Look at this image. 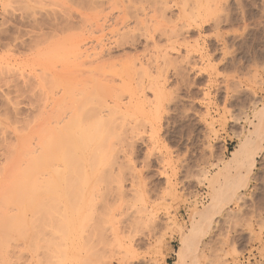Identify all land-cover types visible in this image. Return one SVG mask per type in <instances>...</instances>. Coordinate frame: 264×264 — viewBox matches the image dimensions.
I'll return each mask as SVG.
<instances>
[{"label": "rangeland", "instance_id": "rangeland-1", "mask_svg": "<svg viewBox=\"0 0 264 264\" xmlns=\"http://www.w3.org/2000/svg\"><path fill=\"white\" fill-rule=\"evenodd\" d=\"M149 1L0 0V176H3L0 177V185L5 186L12 179L18 165L14 172L11 171L13 168L9 160L11 157L14 160L16 153L25 147L29 154L23 150V155L20 152V156H23L21 160L16 156L18 162L11 161L14 164L22 161L17 169L25 168L29 172L28 167H32L31 170H34L36 162L30 160L28 166L26 158L29 159V156L25 157V154L32 155L36 149L37 154L42 142L39 139L44 133L63 126L65 121L66 126L71 124L70 120L77 113L75 110L73 112V106L77 111L79 109L81 116H85L83 123L92 120L94 114H101L102 118H106L103 119L104 124L107 122L108 126L105 129L108 142L104 141V146H97L95 141L88 160L90 162L84 161L82 167L74 169L82 176V168H87L89 174L95 171L96 175H92L87 187L92 185L99 189L91 187L94 191H89L93 193L91 198L86 196L91 204L87 201L88 205L84 206V213L81 214L86 215L88 219L85 218L84 222H88L87 226L92 229H88L85 223L82 226L85 227V237L83 234L82 237L86 245L84 250L87 251H79L80 262L76 260L79 254L74 252L77 245H74V250L71 247L73 240L69 242L77 229L81 233L83 228H79V225L72 227L69 222V225L64 224L71 230L72 236L69 234L68 241L65 239L68 235L61 231L65 226L60 218H64L65 214L69 218L75 206L70 211L67 207L76 201V195L78 202L75 205L81 207V195L72 190L80 191L84 186L80 185L83 184L80 182L81 176L68 165L76 173V180L70 183H75L74 188L68 187L72 195L71 198L68 195L71 201H67L71 203L68 202V205L62 201L68 199V191L59 202L67 204L65 214V206L64 209L61 207V213L55 209L60 214L54 210L46 213L42 209L40 213L37 209H26V221H21H25L29 228L22 224L23 229L30 230H26L29 234L26 235L27 240L20 227L23 222H15L18 220L17 212L12 208L4 211L8 212L6 214L10 218L15 212L10 221L6 215L9 226L4 222V234L0 232V236L3 234L1 237L5 238V232L9 234L6 237H10L5 243V239L0 238V243H4L3 247L0 244V249L3 248L0 257L6 263L10 261L7 264H62L65 259L66 264H83L85 261L86 264H102V261L104 264L178 262V253L183 244L182 233L191 234L195 221H198L195 212L210 202L209 187L203 181L204 174H215L230 158L248 132V121L254 119V109L261 107L264 101V0ZM158 28L162 33L165 29L168 36L161 31L156 32ZM156 62L161 68H157ZM141 66H146L144 68L147 70L150 68L148 71L155 79L160 76L158 81L149 76L158 82L156 85L159 84V91L160 88L162 91L163 102L157 110L151 107L155 90L151 89L152 84L149 86L150 79H145L143 85L139 79L144 71ZM156 69H159L158 73L160 69L163 71L162 76L156 73ZM66 83L72 87L68 88ZM139 100L145 103L143 110L136 105ZM69 108L70 111L67 110ZM53 112L62 116L59 114V118ZM88 117L89 120L86 119ZM57 119L61 122L56 123ZM10 146L14 149L17 147V152ZM12 152L16 155L12 156ZM101 170H107V178L99 177L103 173L105 175V171ZM66 171L64 169L62 172ZM16 173L14 176H17ZM5 178L8 182H5ZM100 178L102 183L99 182ZM1 186L0 190L6 191ZM99 192L104 195L103 198L107 195L104 202H100L102 194ZM73 193L76 195L73 196ZM3 194L0 199L4 198ZM239 194L241 197L224 208L223 213L215 218L212 229L201 239L197 264H264V219H261L260 212V205L264 202V151L257 158L248 187L241 189ZM97 201L100 205H95ZM55 215L60 219L56 221L60 223L58 226H52ZM6 216H0V219ZM100 217L101 220L106 218L104 222ZM236 217L244 218L245 223L240 225L239 221H235L229 233V219L235 220ZM5 219L0 220V224ZM36 224L42 225L37 227ZM11 225H14L13 230L7 231ZM40 227L44 230L41 228L43 231H40ZM89 230H94V234L91 232L89 235ZM52 232L59 234L52 236ZM64 234L65 240L61 239ZM31 236L39 245H29V240L34 239ZM76 236H73L74 240ZM106 241L108 243L105 244ZM57 242L60 245L65 242L69 252L63 249L66 244L59 248ZM6 243L8 247H5ZM37 246L41 247V257L40 252L35 254ZM54 249L67 252V257L64 253V258L62 253L61 259V255H57L60 252ZM107 249L112 250L108 252ZM5 250L8 251L6 255ZM84 253L86 256H83ZM56 256L59 263L55 260ZM69 256L72 260L67 259ZM83 258L86 259L82 262L80 259ZM188 261L191 262L190 259Z\"/></svg>", "mask_w": 264, "mask_h": 264}, {"label": "bare ground", "instance_id": "bare-ground-1", "mask_svg": "<svg viewBox=\"0 0 264 264\" xmlns=\"http://www.w3.org/2000/svg\"><path fill=\"white\" fill-rule=\"evenodd\" d=\"M133 1V0H132ZM135 1H137V0H135ZM152 1V0H151ZM151 1H149V2H151ZM131 2V1H130ZM155 2V1H154ZM156 3H154V5H155ZM152 5V4H151ZM157 5V4H156ZM152 7V6H151ZM164 7V6H163ZM165 7H166V5H165ZM157 9H158V7H156ZM153 9V8H152ZM155 9V8H154ZM164 10H165V8H163ZM144 10V9H143ZM142 10V11H143ZM159 10V9H158ZM136 11V10H135ZM163 10H161L160 12H162ZM134 14H135V12H134ZM162 28V27H161ZM154 30V29H153ZM160 32L161 31V33H162V30L160 29V28H158L157 30H156V32ZM164 32L162 33L163 35H167V34H165L166 32V30L164 29L163 30ZM150 32H151V30H150ZM154 32V31H153ZM148 34V33H147ZM154 34H155V32H154ZM157 34V33H156ZM150 35V34H149ZM148 35V36H149ZM161 35V34H160ZM150 36H152V35H150ZM168 36V35H167ZM163 37H165V36H163ZM150 38V37H149ZM153 38V37H152ZM169 39V38H168ZM171 39V38H170ZM151 41H152V39H151ZM156 41V40H155ZM169 42H172V41H169ZM154 44H156V43H154ZM132 63V62H131ZM130 64V63H129ZM128 64V65H129ZM132 65H133V63H132ZM156 66H157V68H161L160 67V65H158V62H156V64H155ZM153 66L154 68L156 67V66ZM147 66H149V64L147 65ZM150 66H152L151 64H150ZM133 67H134V65H133ZM143 67V69H144V71L146 70V71H148L150 68H148V70H147V68L145 69L144 67H146V66H141V68ZM130 68V67H129ZM151 69H152V67H151ZM130 70V69H129ZM135 70H136V68H135ZM139 70V69H138ZM159 69H156V73L157 74H161V76H162V73H163V71L160 69V72L158 73L157 71H158ZM132 71V70H131ZM139 71H141V70H139ZM139 71H137V72H139ZM142 72L143 74H141L140 73V75L142 76H140L139 74H137V75H139V79L140 80H142V85L146 82V80L145 79H150V77H152L151 76V74L152 73H149V71L148 72ZM152 71V70H151ZM150 71V72H151ZM161 71H162V73H161ZM130 72V71H129ZM133 72H135L134 71V69H133ZM147 75H146V74ZM134 74H136V73H134ZM148 74H150V75H148ZM147 76V77H146ZM150 76V77H149ZM154 76V75H153ZM131 77V76H130ZM158 77H160V76H158ZM158 77H157V79H155L156 77H152V78H154V80H156V81H158ZM128 78V77H127ZM142 78V79H141ZM165 78V77H164ZM128 79H131V78H128ZM132 80V79H131ZM138 80V79H137ZM153 79H150L149 81H148V83H149V86L152 84V86L151 87H153V88H151V89H154L155 90V93H154V97H155V99H154V102H152L151 103V107H153L154 109H158V108H160L161 107V105H162V102H163V99H162V96H161V88H160V91H159V88H158V85H156V83H158V82H154V80L152 81ZM164 80H166V79H164ZM138 82H140V81H138ZM154 83H155V85H154ZM68 83H66V85H67ZM147 84V83H146ZM74 86V85H73ZM160 86V85H159ZM67 87L68 88H70V87H72V86H68L67 85ZM145 87V86H144ZM139 88H142V87H140L139 86ZM149 88V87H148ZM65 89H67V88H65ZM143 89V88H142ZM138 90H140V89H138ZM143 94H144V92H142ZM143 97H145V96H143ZM132 98V97H131ZM252 98V97H251ZM254 98V97H253ZM133 99V98H132ZM137 99V98H136ZM140 102H138L136 105L137 106H139L140 108H141V110H143V107L145 108V103H144V101H141V100H139ZM258 101V100H257ZM130 102H131V100H130ZM129 102V103H130ZM140 103V104H139ZM132 103H130V105H131ZM132 105H134V104H132ZM118 106V105H117ZM122 106V105H121ZM120 106V107H121ZM148 106V105H147ZM253 106H255V105H253ZM96 107V106H95ZM73 108H75V109H73ZM73 108H71V110L73 109V112H74V110H75V112H77V113H73L72 112V115L74 116V118H73V116L71 117V118H73V119H71L70 121L72 122H70L71 124H69L68 122H67V124H69L68 126H66V124H65V122H64V124H63V126H60V127H55V129H53V131H49V132H46V133H48V134H46V133H44V135H43V137H40L41 139H39V140H42V142H41V145H40V147H39V145H37V147H39L40 148V150H38V152H37V154H36V151H37V149H36V151H33V154L32 155H27V154H25V157H27V156H29V159H27L26 158V162H28L27 164H28V166H30L29 165V162H31L30 160H32V162L33 163H35V165H36V167H34L33 169L34 170H31V168L32 167H28V169H30V171L28 172V170H25V168L24 169H22V167H21V169L22 170H20V168L19 169H17L18 167H20L21 165H20V163L22 162V161H19V163L18 164H16L17 162H18V160H21V158H23V156H20V152H21V155H23L22 153H24L23 152V150H25V152H27L26 151V147L24 148V149H22V151H18L19 153H16V154H14V155H16L17 157H18V160H17V157L15 156V159L14 160H16L17 162H15V164H14V162H12V161H14L13 160V158L14 157H11V159H12V161H11V159L9 160L10 161V163H12V165H11V167L13 168V169H11V171H15V168L17 167L16 165H18V167L16 168V171H17V173L15 174V175H17V176H14V173L16 172H11V174L13 173V177H12V179L10 180V176H8V177H10L9 178V180H10V182L12 181V183H6V185L4 186L3 184H1L2 186H3V188H6V191H4L3 190V192L0 190V194H1V192H2V194L4 193V192H6V193H4L3 194V196H4V198H1L0 199V216H9V214H6V213H8V212H4V211H8L10 208H12L14 211H16L17 213L15 214V215H17V221H15V222H23V221H21V220H23L24 219V216L27 214V212H26V214H24V212L25 211H27L26 209H37V210H39V211H41L40 213H42V211L44 210V211H46V213L48 212V211H50V212H52L53 210L55 211V213H57V211L56 210H58V212H60V210L62 211V209H64V206H65V210H63V211H65L64 212V214L67 212L66 211V205L68 204V202L69 201H71L70 199H69V197H68V195L70 196V198H71V193L72 192H69V190L70 189H68V187L69 188H71V186H72V188H74V185H75V183H74V185H70V183L71 184H73V181H75L76 179V177L74 176V174H76L77 172H76V170H74V169H76V168H79V167H82V165H83V163L82 162H84V161H87V163L88 162H90V161H88V160H90L89 158H91V156H90V152H91V149L94 147L93 146V144H95L94 142L96 141L97 143V146L99 145V146H104L103 144V142L104 141H107V136L106 135H108L107 134V132H106V128L108 127L107 125H106V123L104 124V120H106V118L104 119V118H102V115L100 114V111L102 110L101 109V106H100V111L98 110V113L101 115H99L98 116V114H94V112H93V114H94V116L92 117L91 115H89V117H92V120H89L90 118L88 117V118H86V119H88L89 121H86L85 123H87V122H90V124L89 125H86L85 123H83V119H84V117L85 116H81V112L79 113L78 111H79V109H78V111H77V109H76V107L75 106H73ZM103 108V107H102ZM137 108V107H136ZM139 108V109H140ZM95 109V110H96ZM120 109V108H119ZM150 109H152V108H150ZM67 110H69L70 111V108L69 109H67ZM97 110L95 111V113H97ZM54 111H56V110H54ZM115 111H117V110H115ZM56 112H58V111H56ZM54 113V115L55 116H58L59 114L62 116V114L61 113H63V111H59V112H61V113ZM64 112H65V110H64ZM112 112V111H111ZM110 112V113H111ZM50 113H51V111H50ZM53 113H52V115H53ZM68 113V112H67ZM71 114V113H70ZM113 114L114 115H116L114 112H113ZM119 114V113H118ZM54 115L51 117V118H53L54 117ZM59 115V116H60ZM49 116H51L50 114H49ZM58 116V117H59ZM69 116V115H68ZM105 117H107V115L105 116ZM60 118V117H59ZM58 118V119H59ZM62 118V117H61ZM110 118V117H109ZM108 118V119H109ZM253 120H250V121H248V124H249V128H248V132L244 135V137H243V139H242V141L240 142V144L238 145V147L235 149V151H233L232 153H231V156H230V158L226 161V162H224L222 165H221V167H219V169H218V171L215 173V174H212V175H210V176H207L206 174H204V180L203 181H206L207 182V184H208V187H209V194H208V196H210V202L208 203V205L206 204V205H204L203 206V208H202V210H197L196 212H195V215H196V217L198 216V219H196V220H198V221H195V225H193V228H194V230H192V232H191V234L189 233L188 235L187 234H183L182 233V247L180 248V250H179V253H178V262L176 263V264H197L198 262H196L197 261V252H198V249H199V245H200V242H201V239L204 237V235H206L211 229H212V225H213V223H214V220H215V218L218 216V215H221L222 213H223V211L225 210L224 208L226 207V206H228L231 202H233L234 200H238L239 199V197H241V196H239L240 194H239V192H240V190L241 189H246L247 187H248V183H249V180H250V176H251V174H252V172H253V170H254V168H255V166H256V163H257V158L259 157V155L264 151V101H263V103H261V107H258L257 109H254V114H253ZM58 119H57V121H56V123L57 122H61V121H58ZM65 119V118H64ZM85 119V120H86ZM104 119V120H103ZM60 120V119H59ZM110 120V119H109ZM115 121V120H114ZM116 123V122H115ZM114 123V124H115ZM59 124V123H58ZM88 124V123H87ZM112 124V123H111ZM107 126V127H106ZM110 126V125H109ZM242 126V125H241ZM51 129H52V127H51ZM108 129V128H107ZM47 131V130H46ZM106 133V134H105ZM104 136H106V138H104ZM110 136V135H109ZM112 136V135H111ZM116 136V135H115ZM116 137H118V136H116ZM119 137H123V136H119ZM104 139H106V140H104ZM112 139V138H111ZM117 140V139H116ZM120 139L118 138V141H119ZM108 142V141H107ZM121 142V141H120ZM103 143V144H102ZM102 144V145H101ZM11 147V146H10ZM11 148H13V147H11ZM10 148V149H11ZM23 148V147H22ZM36 148V147H35ZM34 147H33V149H35ZM14 149V148H13ZM12 149V150H13ZM16 152H17V150H18V148L17 147H15V149H14ZM20 150H21V148H20ZM96 152V151H95ZM9 153H11L10 151H9ZM13 153L14 152H12V156H14L13 155ZM28 153V152H27ZM19 154V155H18ZM29 154V153H28ZM31 154V153H30ZM19 156H20V158H19ZM32 156V157H31ZM9 156L7 157V158H10ZM30 157H31V159H30ZM74 157H75V159H74ZM92 158H93V156H92ZM92 161V160H91ZM74 163L75 164V166L76 167H73V164L72 163ZM9 163V162H8ZM24 163H25V161H24ZM69 163V164H68ZM72 165H71V164ZM81 163H82V165H81ZM86 163V164H87ZM14 164V165H13ZM61 164L64 166H61ZM65 164L67 165V166H65ZM78 164V165H77ZM91 164V163H90ZM221 164V163H220ZM26 165V164H25ZM31 165H33V164H31ZM68 165H70L71 167H72V169H73V171L74 172H76V173H73V171H72V169H71V167H69ZM80 165V166H79ZM14 166V167H13ZM34 166V165H33ZM109 166V165H108ZM113 166V165H112ZM5 167V166H4ZM27 167V166H26ZM62 167L65 169V170H67L65 173L64 172H62L63 170H62ZM103 167V166H102ZM218 167V166H217ZM60 168V169H59ZM68 168V169H67ZM84 168H85V165H84ZM69 169H71V170H69ZM87 169V168H86ZM86 169H83L82 168V170H84V171H82L83 172V176H82V174L81 175H78V173H77V175L80 177L81 176V181L80 182H82L83 184H81L80 183V185H84V186H82V189L80 188V191L79 190H76V189H73L72 191L75 193L76 192V194H79V195H81V203H80V206L81 207H79V206H77V205H75V203H76V201L78 202V199H77V195L76 194H74L73 196H75V198H76V201H74V202H72L73 204H70V207L68 206L67 207V209L69 208V210L68 211H70V209L72 208V207H74L75 206V208H72L71 209V213H70V216H69V218H68V216H67V214H62V215H64V218H63V216H62V218H60V219H58V218H56V215H55V218H56V220H53L52 222H54L55 221V223L53 224L52 222V226H54L55 224H56V226H58V225H60V223L59 224H57V220H60V222H62V219L64 220L62 223H63V226H65V227H63L64 229L63 230H61V231H63V233L65 232L68 236H67V238H65L66 237V235L64 234V237H61V239H63V238H65L66 240L68 239V237L71 235V230H70V227L69 226H67L66 227V225H69L70 223H71V226L72 227H75L76 225H77V227H78V225H79V228L81 227V228H83L82 226L84 225V223L86 224V227H88L87 226V224H88V222H84L85 220V218H86V215H81V214H83L84 213V206L86 207V205H88V203H87V201H88V198H86V196L87 197H89V198H91V196H92V194L93 193H90V192H94L93 191V189L92 188H94L95 186H93L92 187V185H91V187H87V184L89 183V182H91L90 180H91V178L93 177L92 175H96V174H94V172L92 171V173L91 174H89L87 171H89V170H86ZM90 170H91V168H89ZM99 169V168H98ZM103 169H104V167H103ZM102 169V170H103ZM2 170V169H1ZM4 170H7L6 168L4 169ZM18 170H20L19 171V173H18ZM24 170V171H23ZM60 170V171H59ZM101 170V172H104V171H102ZM109 170V169H108ZM120 170V169H119ZM118 170V171H119ZM8 171V170H7ZM107 171V170H106ZM105 171V175H104V173L102 174V173H100V174H102V175H104V176H106V177H104V176H99V177H101L102 179H104V178H107V174H108V172H106ZM6 172V171H5ZM9 172V171H8ZM100 172V171H99ZM99 172H98V174H99ZM113 172V171H112ZM111 172V173H112ZM116 172V171H115ZM73 173V176L71 175ZM107 173V174H106ZM206 173V172H205ZM4 174V173H3ZM113 174V173H112ZM6 175V174H5ZM71 175V176H70ZM206 175V176H205ZM2 176V175H1ZM0 176V177H1ZM67 176H70V177H67ZM110 176H111V174H110ZM109 176V177H110ZM114 176V175H113ZM3 177V176H2ZM14 177L16 178L15 180H14ZM45 177V178H44ZM72 177H74V178H72ZM84 177V178H83ZM95 177V176H94ZM98 177V178H99ZM120 177V176H119ZM43 178V179H42ZM70 178H71V180H70ZM97 178V177H96ZM97 178V179H98ZM99 179L100 181V183H102V179ZM114 178V177H113ZM6 179V180H5ZM5 179H3V180H5V182H8L7 180V178H5ZM72 179H74V180H72ZM97 179H96V182H97ZM115 179V178H114ZM199 179H200V181H201V178L199 177ZM66 180H68V181H66ZM94 180H95V178H94ZM106 181H107V179H105ZM105 180H103V182L105 181ZM70 181V182H69ZM199 181V182H200ZM112 182V181H111ZM110 182V183H111ZM116 182H117V179H116ZM198 182V183H199ZM1 183V182H0ZM2 183H4V182H2ZM69 183V185H67ZM105 183V182H104ZM104 183H103V185H104ZM120 183V182H119ZM9 184V185H8ZM99 184V183H98ZM106 184V183H105ZM108 184V183H107ZM0 185V186H1ZM66 185H67V189H66ZM79 185V186H80ZM102 185V186H103ZM121 185H122V183H121ZM120 185V186H121ZM1 186V187H2ZM99 186V185H98ZM101 186V185H100ZM108 186H109V184H108ZM81 187V186H80ZM110 187V186H109ZM87 188H89L88 190H87ZM90 188H91V190H90ZM96 189H98L97 187H95ZM107 188V187H106ZM105 188V189H106ZM1 189V188H0ZM96 189H94L95 191H96ZM105 189H104V191H105ZM109 189H111V188H109ZM113 189V188H112ZM75 190V191H74ZM99 190V189H98ZM116 190V189H115ZM67 191H68V193L69 194H66L67 193ZM71 191V190H70ZM88 191V192H87ZM90 191V192H89ZM98 192V191H97ZM97 192H95L94 194H96ZM102 192V191H101ZM86 193H89L88 195L86 194ZM112 193V192H111ZM110 193V194H111ZM120 193V192H119ZM118 193V194H119ZM1 194V195H2ZM64 194H66V196L68 197V199H66V197H64L65 199H66V201L63 199V195ZM71 194V195H70ZM99 194L101 195L102 193H100L99 192ZM114 194V193H113ZM1 195H0V197H1ZM91 195V196H90ZM109 195V194H108ZM2 196V197H3ZM95 196V195H94ZM103 194H102V196H100V197H102V199H100V200H98V201H100V202H102V200H103V202H104V200H105V198L107 197V195H106V197H104L103 198ZM112 196V195H111ZM97 197V196H96ZM115 197V196H114ZM113 197V198H114ZM117 197V196H116ZM61 198L63 199L62 201H64V202H67V204L66 203H59V202H61ZM94 198V197H93ZM108 198V197H107ZM87 199V200H86ZM96 199V198H95ZM95 199H94V201L93 200H91L92 201V203L93 202H95ZM67 200H69V201H67ZM75 200V199H74ZM90 200V199H89ZM113 200V199H112ZM98 201L95 203V205L98 203ZM51 202H52V204H51ZM58 202V203H57ZM89 202V204H91L90 203V201H88ZM50 205H49V204ZM69 203H71V202H69ZM56 205V208H53V207H55L54 205ZM60 206H59V205ZM63 204V205H62ZM77 204V203H76ZM99 204V203H98ZM97 204V205H98ZM106 203H104V205H105ZM115 204V203H114ZM46 205V206H45ZM53 205V206H52ZM69 205V204H68ZM73 205V206H72ZM94 204H92V206H93ZM94 205V206H95ZM100 205V204H99ZM112 205V204H111ZM116 205V204H115ZM49 206V207H48ZM93 206V207H94ZM101 206H102V204H101ZM106 206V205H105ZM104 206V207H105ZM114 206V205H113ZM59 207V208H58ZM61 207H63L62 209H61ZM89 207H91L90 205H89ZM88 206H87V208L88 209H90ZM96 207V206H95ZM94 207V208H95ZM99 207V206H98ZM51 208V209H50ZM82 208V209H81ZM106 208V207H105ZM105 208H102V209H105ZM109 208H111L110 206H109ZM109 208H107V209H109ZM112 208H114V207H112ZM32 209H31V211H32ZM43 209V210H42ZM56 209V210H55ZM84 209V210H83ZM91 209H93L92 207H91ZM102 209H101V211H102ZM99 210V209H98ZM119 210V209H118ZM122 210V209H121ZM10 211V210H9ZM62 211V212H63ZM91 211V210H90ZM94 212H95V210H93ZM106 211V210H105ZM108 212H110L109 210H107ZM115 211H117V209L115 210ZM115 211H113V214H114V212ZM4 212V213H3ZM29 212V211H28ZM87 211H85V213H86ZM94 212H92L93 214H94ZM103 212H104V210H103ZM14 213L15 212H13V215H12V217H14ZM34 212H32V214H33ZM49 213V212H48ZM54 213V212H53ZM52 213V214H53ZM61 213V212H60ZM60 213H57V214H60ZM74 215H73V214ZM88 213V212H87ZM118 213H120V212H118ZM90 213H88V215L87 216H90L89 215ZM100 214H103V213H100ZM107 214V213H106ZM105 214V215H106ZM110 214V213H109ZM229 214V213H228ZM31 215V214H30ZM51 215V214H50ZM54 215V214H53ZM53 215H51L52 217H53ZM96 215H97V213H96ZM2 217L0 220L2 221L3 220V218L5 219V218H8V217ZM59 216V215H58ZM82 216H85V217H82ZM108 216V215H107ZM11 217V218H12ZM16 217V216H15ZM26 217H27V215H26ZM26 217H25V221H26ZM52 217H50V218H52ZM72 217V218H71ZM91 217V216H90ZM102 217H103V215H102ZM9 218H10V216H9ZM8 218V219H9ZM11 218L9 219V221L11 220ZM31 219H32V221H33V215H32V217H31ZM30 219V217H29V220H31ZM68 219H70V220H68ZM86 219H88V218H86ZM104 219H106V218H104ZM104 219L102 218V220H101V217H100V220L102 221V222H104ZM114 219V218H113ZM13 220H15V218L13 219ZM12 220V221H13ZM40 220V219H39ZM44 220V219H43ZM1 221H0V223H1ZM23 222V223H20L21 224V226L20 227H22V224H25L26 225V222ZM46 221V219L44 220V222ZM47 221H49L48 219H47ZM71 221V222H70ZM73 221V222H72ZM99 221V220H98ZM111 221V220H110ZM115 221V220H114ZM4 222H6V219L3 221V225L2 224H0V226H1V229L2 230H0V232L1 233H3L4 231H3V228L2 227H8L9 225L7 224L8 222H6L5 224H7L6 226H5V224H4ZM40 222H42L43 224H44V222L43 221H40ZM59 222V221H58ZM66 222V223H65ZM68 222H69V224H68ZM101 222V223H102ZM11 223V222H10ZM9 223V224H10ZM107 223H108V221H107ZM111 223H113V222H111ZM110 223V224H111ZM12 224V223H11ZM16 224V223H15ZM30 224V223H29ZM28 224V225H29ZM46 224H48V225H50L49 223H46ZM45 224V225H46ZM64 224H66V225H64ZM89 224H90V222H89ZM92 224V223H91ZM99 224V223H98ZM97 224V225H98ZM115 224V223H114ZM113 224V225H114ZM31 225V224H30ZM34 225V221H33V224H32V226ZM37 225V224H36ZM35 225V226H36ZM39 225L40 224H38L37 225V227H39ZM42 225V224H41ZM40 225V226H41ZM44 225V226H45ZM48 225H47V227H48ZM75 225V226H74ZM100 225V224H99ZM101 225H103V224H101ZM14 226V225H13ZM12 225L9 227V228H7L8 230L7 231H9L10 230V232H11V229H12V227H13ZM62 226V225H61ZM85 226V225H84ZM105 226V225H104ZM103 226V227H104ZM15 227H16V225H15ZM23 227H27L28 228V226L26 225V226H24L23 225ZM23 227H22V229H23ZM50 227V226H49ZM49 227H48V229H49ZM68 227H69V229H68ZM102 227V228H103ZM14 228V227H13ZM25 228L23 229V234H25V236H24V238L26 237V235L28 234L27 232H29L28 231V229H26L27 230V232H26V230H25ZM41 228H43V227H40V229ZM85 228V227H84ZM84 228L83 229H81V233L80 232H78V229H77V232H76V234L75 235H77L76 237H75V240L73 239V236H75V235H71L72 237L69 239L70 240V242L69 243H71V241L73 240V242L71 243L72 245H71V247H73V249L75 248V247H77V252H85V250L87 251V249H85L84 250V247L86 246L85 245V243H84V239H83V237H82V234L83 233H86L85 231H84ZM113 228V227H112ZM116 228V227H115ZM32 229V228H31ZM37 229V228H36ZM47 229V230H48ZM55 229V228H54ZM59 229V228H58ZM88 229H92V227L90 228V227H88ZM122 229V228H121ZM120 229V230H121ZM6 230V229H5ZM13 230V229H12ZM38 230H39V228H38ZM38 230H36V232L38 231ZM43 230H44V228H43ZM42 229L40 230V231H43ZM50 230V229H49ZM52 230V229H51ZM67 230V231H66ZM70 230V231H69ZM104 230V229H103ZM117 230V229H116ZM115 230V231H116ZM119 230V229H118ZM40 231H38V232H40ZM56 231H58L59 232V230H56ZM60 231V233H62ZM92 231H94V230H92ZM91 231V232H92ZM106 231H108V230H106ZM111 231H114V229L113 230H111ZM33 232H34V230H33ZM32 232V233H33ZM58 232H52V236L55 234V235H57V233ZM70 232V233H69ZM73 232V231H72ZM90 230L88 231V233H89V235H90ZM95 232H96V230H95ZM105 232V231H104ZM120 232V231H119ZM123 232V231H122ZM121 232V233H122ZM7 235H9L7 232H5ZM93 234H94V232H92ZM97 233V232H96ZM96 233H95V235H96ZM211 233V232H210ZM4 234V233H3ZM3 234L1 235V236H3ZM15 234V233H14ZM44 234V233H43ZM50 234V233H49ZM59 234V233H58ZM70 234V235H69ZM72 234H74V232L72 233ZM98 234V233H97ZM99 234H100V232H99ZM111 234H113L112 232H111ZM115 234V233H114ZM113 234V235H114ZM6 235V236H7ZM29 235V234H28ZM110 235V234H109ZM112 235V236H113ZM118 235V234H117ZM0 236V238H3V239H5L4 240V243L5 242H8L7 240V238H10V237H6L5 235V238L4 237H1ZM11 236V235H10ZM13 236V235H12ZM37 235H35V237H36ZM39 236H40V234H39ZM58 236V235H57ZM83 236H84V234H83ZM17 237V236H16ZM15 237V238H16ZM32 237V236H31ZM55 237V236H54ZM85 237V236H84ZM94 237H96V236H94ZM98 237V236H97ZM106 237H107V235H106ZM105 237V238H106ZM116 237V236H115ZM23 238V239H24ZM27 238V237H26ZM25 238V239H26ZM30 238V237H29ZM32 238H34V237H32ZM59 238V237H58ZM89 238H92V237H89ZM101 238V237H100ZM99 238V239H100ZM109 238H111V237H109ZM7 239V240H6ZM38 239V238H37ZM65 239H63V240H65ZM108 239V238H107ZM121 239V238H120ZM11 240H13V238H11ZM16 240H17V238H16ZM15 240V241H16ZM27 240H28V238H27ZM31 240V239H30ZM29 240V245H32V244H37L34 240H35V238L34 239H32L31 241ZM55 240V239H54ZM86 240V239H85ZM92 240V239H91ZM103 240V239H102ZM110 240V243H111V239H109ZM14 241V240H13ZM43 241V240H42ZM58 241V240H57ZM68 241V240H67ZM0 242H1V240H0ZM3 242V241H2ZM9 242H10V239H9ZM12 242V241H11ZM23 242V241H22ZM39 242V241H38ZM44 242V241H43ZM43 242H41V244H43ZM59 242V241H58ZM57 242V243H58ZM97 242V241H96ZM95 242V243H96ZM3 243V244H4ZM46 243V242H45ZM64 243V244H63ZM62 243V245H65L66 243L65 242H63ZM101 243V242H100ZM102 243H104V242H102ZM106 243H108L107 241L105 242V244ZM124 243V242H123ZM1 244V247H3L2 245V243H0ZM52 244V243H51ZM59 244V243H58ZM58 244H56V246L58 247L59 246V248L61 247V248H63V246L62 245H58ZM112 244V243H111ZM6 245H7V247H8V244L6 243L5 244V247H6ZM25 245V244H24ZM37 245H39V243L37 244ZM53 245V244H52ZM70 245V244H69ZM74 245H77V246H75L74 247ZM103 245V244H102ZM43 246V245H42ZM55 246V245H54ZM53 246V247H54ZM100 246V245H99ZM10 247V246H9ZM33 247H34V245H33ZM33 247H31V248H33ZM40 247V246H39ZM38 246L36 247V249H34V251H35V254H37L36 252H38V254H39V252H40V254H39V256L40 255H42V251H41V247L39 248ZM56 247V248H57ZM65 248H63L64 250L66 249V251H67V244H66V246H64ZM109 247H110V244H109ZM27 248H29V247H27ZM35 248V247H34ZM44 248V247H43ZM49 248V247H48ZM50 248L51 249H53L51 246H50ZM55 248V247H54ZM69 248H70V246H69ZM97 248V247H96ZM100 248H101V246H100ZM1 249H3V248H1ZM0 249V252L1 251H3V250H1ZM71 249V248H70ZM72 249V250H73ZM98 249V248H97ZM105 249V248H104ZM7 250H9V249H7ZM7 250H5L6 252H5V255H6V253L8 252ZM33 250V249H32ZM49 250V249H48ZM57 250V252L59 251L60 252V254H57V255H61V259H62V257L64 256V253H65V255L67 254V252H69V250L67 251V252H65V251H63L62 252V249H61V251H60V249H56ZM55 249H54V251H56ZM72 250H70V251H72ZM75 250V249H74ZM76 250L74 251L75 252V254H79V255H76L77 256V259L76 260H78L79 261V259H78V257H80V255H81V253L79 252V253H77L76 252ZM108 250V249H107ZM112 250V249H111ZM110 250V251H111ZM114 250V249H113ZM30 251H31V249H30ZM50 251V250H49ZM49 251H48V253H49ZM52 251V250H51ZM54 251H53V253H51L52 255L54 254ZM102 251H104V250H102ZM109 250H108V252H110ZM56 252V253H57ZM105 252H106V249H105ZM2 253V252H1ZM55 253V254H56ZM62 253H63V256H62ZM103 253V252H102ZM43 254H44V252H43ZM70 254V253H69ZM72 254V253H71ZM85 255H83V256H86V253H84ZM98 254V253H97ZM100 254V253H99ZM108 253H106V255H107ZM112 254V253H111ZM201 254V253H200ZM68 255V254H67ZM67 255H66V257H67ZM0 256H2V254L0 255ZM38 256V257H39ZM43 256V255H42ZM72 256V255H71ZM71 256H69V258H67V259H71L72 260V258H70ZM74 256L75 255H73V258H74ZM82 256V257H83ZM99 256V255H98ZM7 257V256H6ZM37 257V256H36ZM41 257V256H40ZM54 255L52 256V258L54 259ZM1 258V257H0ZM8 258V257H7ZM51 258V259H52ZM64 258H65V256H64ZM63 258V259H64ZM102 258H103V256H102ZM1 259H3V257L1 258ZM0 259V260H1ZM35 259V258H34ZM60 259V258H59ZM85 259L86 258H83V259H80V260H82V262L83 261H85ZM190 259V263H189V260ZM199 259V258H198ZM5 259H3L2 261H0L2 264H4V263H6L5 261H4ZM55 260H57V256H56V258H55ZM75 260V261H76ZM60 261H62V260H60ZM66 259H65V261L62 263V264H66ZM88 261V260H87ZM4 262V263H3ZM10 262V261H9ZM9 262H7V263H9ZM52 262H53V260H52ZM57 262H58V260H57ZM77 262V261H76ZM80 262V261H79ZM78 262V263H79ZM81 262V263H82ZM96 262V261H95ZM6 263V264H7ZM59 263V262H58ZM69 263H71V262H69ZM97 263H99V262H97ZM36 264V263H35ZM39 264V263H38ZM42 264V263H41ZM52 264V263H51ZM80 264V263H79ZM83 264H86V261L83 263ZM96 264V263H95ZM102 264H104L103 263V261H102Z\"/></svg>", "mask_w": 264, "mask_h": 264}, {"label": "snow or ice", "instance_id": "snow-or-ice-1", "mask_svg": "<svg viewBox=\"0 0 264 264\" xmlns=\"http://www.w3.org/2000/svg\"><path fill=\"white\" fill-rule=\"evenodd\" d=\"M262 20H264V18H262ZM260 212H261V219H264V202H262L261 205H260ZM235 221H239L240 225H243L245 223V219L244 218L236 217L235 220L230 218L229 222H228V225H227V231L229 233L231 232L232 224Z\"/></svg>", "mask_w": 264, "mask_h": 264}]
</instances>
